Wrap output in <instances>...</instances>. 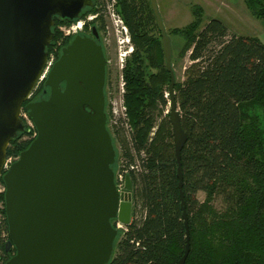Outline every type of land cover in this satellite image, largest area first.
<instances>
[{
    "label": "trees",
    "instance_id": "16d2710c",
    "mask_svg": "<svg viewBox=\"0 0 264 264\" xmlns=\"http://www.w3.org/2000/svg\"><path fill=\"white\" fill-rule=\"evenodd\" d=\"M92 1L93 6L83 9L77 19L100 10L97 0ZM115 1L133 50L122 68L130 133L126 136L121 126L111 128L113 135L109 131L115 150L111 168L126 170L133 209L126 231L118 232L108 264H177L186 239L168 120L170 77L161 35L149 0ZM244 4L252 16L264 20V0H244ZM191 14L190 23L166 31L172 69L177 58L189 60L184 80L175 78L174 84L181 127L187 135L180 153L190 236L184 264H264V44L256 37L229 35L217 19L203 25V9L198 5L191 6ZM53 20V38L46 52L56 47L57 61L70 40L62 37L58 27L71 21L58 16ZM91 24L98 31L105 25L101 15ZM44 81L28 102L41 99L44 90L48 96ZM25 136L26 131L18 132L11 140L6 159H17L35 139ZM136 164L138 169H130ZM0 184L4 186L1 179ZM218 197L221 210L213 206ZM0 202V264H5L15 250L4 253L7 242L2 232L8 238L4 193Z\"/></svg>",
    "mask_w": 264,
    "mask_h": 264
},
{
    "label": "water",
    "instance_id": "95a60500",
    "mask_svg": "<svg viewBox=\"0 0 264 264\" xmlns=\"http://www.w3.org/2000/svg\"><path fill=\"white\" fill-rule=\"evenodd\" d=\"M149 2L170 77L168 120L186 239L177 264H184L190 236L180 153L187 135L174 95L170 38L156 0ZM92 6V0H0V179L5 187L6 249L15 250L5 264H108L118 235L112 221L125 226L131 222L130 178L125 177L126 193L120 195L111 168L115 150L107 127L101 47L92 39L74 37L46 76L48 98L24 106L46 62L53 17L72 21ZM92 31L97 38L96 29ZM23 106L37 135L4 172L7 147L23 131Z\"/></svg>",
    "mask_w": 264,
    "mask_h": 264
},
{
    "label": "built area",
    "instance_id": "2783aa9c",
    "mask_svg": "<svg viewBox=\"0 0 264 264\" xmlns=\"http://www.w3.org/2000/svg\"><path fill=\"white\" fill-rule=\"evenodd\" d=\"M100 5L98 8L100 9L95 14H89L83 18L72 20L68 24H64L58 27L59 32L61 33L62 37L64 38H72L75 35H78L83 32H91L92 24L91 22L95 21L100 15L103 17L104 20V28L101 30V36L103 41V46L107 51V48L110 49L111 43L113 41V36L118 43L119 53H118V62H119V74H118V92H108L109 93V100L107 102V114L109 115L108 124L109 127L112 128L113 126H121L126 133H130V127L127 123L126 117V108L124 105V80L122 77V68L125 62V59L132 53L133 47L130 42V36L125 25L124 21L120 17V15L116 12V1L115 0H98ZM98 3V4H99ZM59 45V42L58 44ZM124 49L123 52H120ZM56 47H53L52 50L47 53V58L43 70L39 76L38 82L36 87L46 79L50 69L52 68L53 64L56 62ZM33 93V92H32ZM32 95V94H31ZM29 96V99L31 97ZM28 99V100H29ZM28 102V101H27ZM19 117L21 123L23 125L24 131H26V138L33 139L36 137L37 132L35 126L30 119L28 112L24 109V106L20 110ZM155 128L152 129L150 136H153ZM16 159L8 158L5 160L3 165V171H7L10 165ZM130 169H138V165L130 166ZM126 170H118L115 174V186L116 190L120 195L126 193L125 189V177H126ZM5 192V187L1 185L0 187V194ZM2 203L0 202V223L2 221ZM114 228L118 232H125L126 227L125 225L121 224L118 221H114L113 223ZM2 236L4 237V233L2 232Z\"/></svg>",
    "mask_w": 264,
    "mask_h": 264
},
{
    "label": "rangeland",
    "instance_id": "374dc122",
    "mask_svg": "<svg viewBox=\"0 0 264 264\" xmlns=\"http://www.w3.org/2000/svg\"><path fill=\"white\" fill-rule=\"evenodd\" d=\"M156 3L166 31L171 30L173 28H182L188 23H190L192 20L191 6L198 5L203 9V18H204L203 25L206 24L211 19H217L226 25L229 35L256 37L260 40L261 43L264 44V20H260L252 16L251 13L246 8L244 4V0H156ZM123 51L124 49H122L120 52ZM118 53H119L118 43L116 42L113 36L111 47L110 49L107 48L106 51L109 61L108 78L110 81L109 82L110 90L108 92L111 93L118 92V74H119ZM188 65H189V60L187 56L182 59L177 58L174 61L173 69L177 81L181 82L184 80V70ZM105 106L107 112V103L105 104ZM167 109L169 111L168 105H167ZM166 113L167 111L165 110L163 112V116ZM157 122H159V119L157 120ZM107 127L112 134L111 128L109 127L108 124V120H107ZM124 133L126 136L127 134L129 135V133H126L125 131ZM114 145L118 154L119 145L116 142V140L114 141ZM117 171L118 170L114 171L115 174ZM203 198L204 195L200 194L199 199L203 200ZM213 206L217 210L222 209V203L219 197L215 198L213 202ZM114 253H115V244L113 246L112 257L114 256Z\"/></svg>",
    "mask_w": 264,
    "mask_h": 264
},
{
    "label": "flooded vegetation",
    "instance_id": "af4514ba",
    "mask_svg": "<svg viewBox=\"0 0 264 264\" xmlns=\"http://www.w3.org/2000/svg\"><path fill=\"white\" fill-rule=\"evenodd\" d=\"M93 28H95V26L94 25H92V30H93ZM96 29V28H95ZM91 30V32H83V33H80V34H78V35H75L74 37H76V36H78V37H80V38H86V39H92V40H94L95 41V43L98 45V46H100L101 47V49H102V52H103V55H104V57H105V61H106V65H105V78H104V86H103V94H104V98H105V104L108 102V100H109V93H108V91L110 90V86H109V78H108V68H109V61H108V57H107V54H106V51H105V48H104V46H103V41H102V36H101V31H98L97 29H96V34H97V38H95L94 37V35H93V31ZM74 37H72V38H69L70 40H69V42L66 44V45H64L63 47H62V49L64 48V47H66V46H68L70 43H71V41L74 39ZM61 49V50H62ZM64 86H65V83H62L61 84V89H64ZM43 94H44V96L41 98V99H39L38 101H40V100H44V99H47L48 98V96H47V91L46 90H44V92H43ZM48 95H49V90H48ZM87 109V108H86ZM4 240H5V242H8V240H9V238H6V236H4V238H3ZM12 249H14L13 248V246H11L8 250L5 248L4 249V253L7 255V254H10L11 253V250Z\"/></svg>",
    "mask_w": 264,
    "mask_h": 264
}]
</instances>
